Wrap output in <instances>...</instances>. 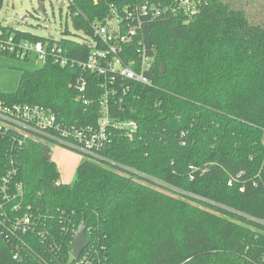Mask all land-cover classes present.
I'll use <instances>...</instances> for the list:
<instances>
[{
	"label": "trees",
	"instance_id": "16d2710c",
	"mask_svg": "<svg viewBox=\"0 0 264 264\" xmlns=\"http://www.w3.org/2000/svg\"><path fill=\"white\" fill-rule=\"evenodd\" d=\"M141 1L72 0L66 16L80 39L100 47L92 24ZM145 1L164 12L143 23L121 56L136 60L139 39L152 48V84H113L125 93L109 99L110 119L137 127L131 135L111 129L106 161L85 160L74 181L60 183L44 141L26 139L12 163L0 150V175L16 168L23 212L41 232L17 241L0 223V264H72L68 249L81 221L92 264H264V11L242 0H199L185 23L164 10L175 0ZM62 34L41 67L23 70L16 91L0 98L42 106L68 125H95L104 78L82 67L91 47ZM57 54L68 63L55 62ZM80 76L83 91L75 88ZM17 243L21 260L13 258Z\"/></svg>",
	"mask_w": 264,
	"mask_h": 264
},
{
	"label": "built area",
	"instance_id": "2783aa9c",
	"mask_svg": "<svg viewBox=\"0 0 264 264\" xmlns=\"http://www.w3.org/2000/svg\"><path fill=\"white\" fill-rule=\"evenodd\" d=\"M71 2L72 0H67L65 11ZM64 5L65 3H63V7ZM199 8L200 1L175 0L173 5L164 8V10L179 15L187 23L198 13ZM162 12H164L163 9L145 0L125 7L121 12L113 8L111 16L105 23L92 24L93 34L98 39L100 47H96L97 42L94 40H79L92 49L87 60L82 63L83 69L104 78L102 84L104 93L100 101L101 116L97 124L68 125L42 106L10 104L0 98V150L6 149V153L11 155V163L26 139L44 141L50 153L52 148H56L52 145H60L86 155L91 161L105 162L106 158L101 154V151L109 140L111 129L123 130L126 134L131 135L137 127L133 120L112 121L110 119L109 99L115 100L119 91L125 93V89L121 88L122 85L119 90L113 84L117 79L132 80L148 86L152 84L151 78L147 75L155 62L152 48L147 49L143 41L139 39L134 42L136 60L125 63L121 54H127L130 49L128 44L134 40L143 23L160 16ZM10 23L13 22L6 21L3 0H0V54L27 60L32 53H35L37 61L44 63L51 51H55L53 46L49 47L48 45L50 40L55 41L49 35L45 42L23 39L17 35L19 30L14 29V23L12 27H10ZM57 52L59 53L60 50L58 49ZM55 62L64 66L68 60L57 54ZM85 87L86 80L80 76L75 82V88L83 91ZM15 177L16 168L14 167L0 175V223L4 227L6 237L18 241L19 237L27 233L36 232L41 235V232H37V219L31 213L23 212V184ZM228 184H231V181ZM240 191L243 189L241 188ZM19 244L17 243L13 250V258L16 260L23 258ZM85 249L77 259L73 258L68 249L69 261L73 260L72 264H92L89 259V251L84 253Z\"/></svg>",
	"mask_w": 264,
	"mask_h": 264
},
{
	"label": "rangeland",
	"instance_id": "374dc122",
	"mask_svg": "<svg viewBox=\"0 0 264 264\" xmlns=\"http://www.w3.org/2000/svg\"><path fill=\"white\" fill-rule=\"evenodd\" d=\"M199 1V0H197ZM65 3L59 9V4ZM243 5L249 11H264V0H252ZM43 5V10L39 6ZM67 0H3V10L7 22L14 23V29L30 34L57 40L62 37V31L68 30V37L80 40L82 34L76 31L69 17L66 16ZM41 67L35 53L27 60L18 59L9 55L0 54V93H13L16 91L23 70H36ZM51 146V144H50ZM51 150V160L59 172L58 182L70 183L76 176L79 164L88 160L86 155L60 145Z\"/></svg>",
	"mask_w": 264,
	"mask_h": 264
},
{
	"label": "water",
	"instance_id": "95a60500",
	"mask_svg": "<svg viewBox=\"0 0 264 264\" xmlns=\"http://www.w3.org/2000/svg\"><path fill=\"white\" fill-rule=\"evenodd\" d=\"M63 8V2L59 4V9ZM39 10H43V5L41 4L39 6ZM13 26V23H10V27ZM161 70L163 71V66H161ZM45 153V159L49 160L51 159V154L47 148L44 150ZM85 224L83 221L80 222L76 234L74 236V239L69 247V253L73 256L74 259H77L81 252L88 246L89 239L87 238L85 234Z\"/></svg>",
	"mask_w": 264,
	"mask_h": 264
}]
</instances>
